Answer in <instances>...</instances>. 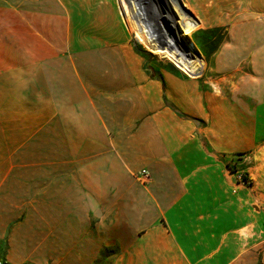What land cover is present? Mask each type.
I'll use <instances>...</instances> for the list:
<instances>
[{
  "label": "crops",
  "instance_id": "1",
  "mask_svg": "<svg viewBox=\"0 0 264 264\" xmlns=\"http://www.w3.org/2000/svg\"><path fill=\"white\" fill-rule=\"evenodd\" d=\"M185 3L204 79L118 0H0L2 264H264V0Z\"/></svg>",
  "mask_w": 264,
  "mask_h": 264
},
{
  "label": "bare ground",
  "instance_id": "2",
  "mask_svg": "<svg viewBox=\"0 0 264 264\" xmlns=\"http://www.w3.org/2000/svg\"><path fill=\"white\" fill-rule=\"evenodd\" d=\"M136 0H118L119 11L123 17L131 12ZM142 3L143 10L138 15L140 29L144 39L150 40L154 54L167 58L183 73L198 78L204 69L201 56L196 53L195 46L188 41L187 30L177 12L175 0H137ZM167 18L173 35H167L159 21ZM153 41V42H152ZM197 75V76H196Z\"/></svg>",
  "mask_w": 264,
  "mask_h": 264
},
{
  "label": "rangeland",
  "instance_id": "3",
  "mask_svg": "<svg viewBox=\"0 0 264 264\" xmlns=\"http://www.w3.org/2000/svg\"><path fill=\"white\" fill-rule=\"evenodd\" d=\"M175 2L177 6V12L179 16L181 17L183 24L187 30L186 37L188 41H190L195 46L196 53L201 56V59L204 64V69L202 70L200 79H204L208 76H211L213 73L211 55L204 54L203 50L209 46H212L211 44L212 43V33L211 32H199V31L195 33V31L198 29V26L192 23V21H189L188 18L186 17L185 0H175ZM190 9L192 8H189V10ZM142 10H143L142 3L136 0L134 1V4L132 5L131 12L127 14L125 17H123L119 11L120 15L122 16V19L124 20L128 28V31L131 37V42L134 43L137 50L146 53L150 61L156 62V63H167V64L172 65L174 68H176L174 64L170 62L167 58L154 54L151 50L150 40L144 39L143 32L140 29L141 25L138 22V15L141 14ZM190 12L192 15H194L197 18L194 11L190 10ZM256 209H257L256 207H254V209L252 208L253 224L251 227L254 228V230H252L251 233H252L253 238H259L263 234V231H261L260 229L262 226L261 225L262 220H261L260 214L256 212L257 211Z\"/></svg>",
  "mask_w": 264,
  "mask_h": 264
},
{
  "label": "built area",
  "instance_id": "4",
  "mask_svg": "<svg viewBox=\"0 0 264 264\" xmlns=\"http://www.w3.org/2000/svg\"><path fill=\"white\" fill-rule=\"evenodd\" d=\"M184 75L188 76L187 74L184 73ZM197 76V75H196ZM189 77V76H188ZM201 77V74L200 76ZM244 174L243 173H237V179L244 185H249L250 181L247 179L246 180L243 179ZM138 179L141 180L142 182H147L150 178L149 174L147 173L146 170H141L138 174ZM0 264H2V262L0 261Z\"/></svg>",
  "mask_w": 264,
  "mask_h": 264
},
{
  "label": "water",
  "instance_id": "5",
  "mask_svg": "<svg viewBox=\"0 0 264 264\" xmlns=\"http://www.w3.org/2000/svg\"><path fill=\"white\" fill-rule=\"evenodd\" d=\"M159 21L161 22V25L165 28L167 35L169 37L173 35V30L168 22L169 20L167 18L160 17Z\"/></svg>",
  "mask_w": 264,
  "mask_h": 264
},
{
  "label": "trees",
  "instance_id": "6",
  "mask_svg": "<svg viewBox=\"0 0 264 264\" xmlns=\"http://www.w3.org/2000/svg\"><path fill=\"white\" fill-rule=\"evenodd\" d=\"M243 179L246 180V176L245 175L243 176Z\"/></svg>",
  "mask_w": 264,
  "mask_h": 264
}]
</instances>
